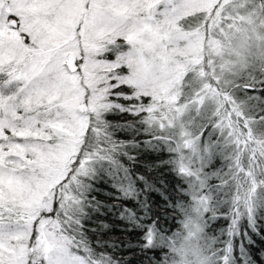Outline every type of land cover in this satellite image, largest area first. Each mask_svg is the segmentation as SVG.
<instances>
[{
	"label": "snow or ice",
	"instance_id": "obj_1",
	"mask_svg": "<svg viewBox=\"0 0 264 264\" xmlns=\"http://www.w3.org/2000/svg\"><path fill=\"white\" fill-rule=\"evenodd\" d=\"M105 113L168 146L207 232L264 205V0H0V264H115L70 215Z\"/></svg>",
	"mask_w": 264,
	"mask_h": 264
},
{
	"label": "trees",
	"instance_id": "obj_2",
	"mask_svg": "<svg viewBox=\"0 0 264 264\" xmlns=\"http://www.w3.org/2000/svg\"><path fill=\"white\" fill-rule=\"evenodd\" d=\"M127 115L105 113L102 135L105 159H94L79 178L74 193L79 201L71 210L72 230L96 251L121 264H141L137 245L144 223H164L169 232L157 243L167 249V264L177 260L176 249L190 243L212 264L213 251L225 257L224 264H264V205L251 214L232 218L218 215L207 232L204 207L191 195L186 180L178 174L172 153L149 134L129 127ZM193 200L198 202L192 219ZM189 220L196 225L185 239ZM188 224V225H187ZM211 227V226H209ZM189 245V246H191Z\"/></svg>",
	"mask_w": 264,
	"mask_h": 264
},
{
	"label": "rangeland",
	"instance_id": "obj_3",
	"mask_svg": "<svg viewBox=\"0 0 264 264\" xmlns=\"http://www.w3.org/2000/svg\"><path fill=\"white\" fill-rule=\"evenodd\" d=\"M198 202L196 200H193L190 205V215L192 219L193 213H195L194 209L197 206ZM188 223L190 226L186 227V233H185V239L189 240V236L192 235L194 229L196 228V225L193 224L194 220H189ZM187 224V225H188ZM190 241V240H189ZM191 242V241H190ZM191 245V243L189 244ZM187 246L185 249H176L175 254L177 255V260L174 262V264H208L210 263L207 257H202L199 253V251H195L191 246Z\"/></svg>",
	"mask_w": 264,
	"mask_h": 264
}]
</instances>
